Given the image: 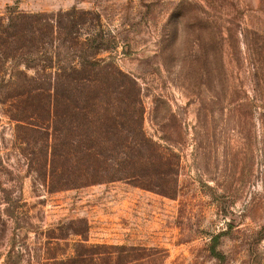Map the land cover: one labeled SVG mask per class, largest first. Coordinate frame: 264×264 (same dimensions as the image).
<instances>
[{"label":"rangeland","instance_id":"rangeland-1","mask_svg":"<svg viewBox=\"0 0 264 264\" xmlns=\"http://www.w3.org/2000/svg\"><path fill=\"white\" fill-rule=\"evenodd\" d=\"M28 15L38 53L0 39V264H264V0H0V30ZM88 60L105 181L49 192L11 110L52 135L57 70Z\"/></svg>","mask_w":264,"mask_h":264},{"label":"trees","instance_id":"trees-1","mask_svg":"<svg viewBox=\"0 0 264 264\" xmlns=\"http://www.w3.org/2000/svg\"><path fill=\"white\" fill-rule=\"evenodd\" d=\"M39 16H11L10 24L4 30H0L1 37L6 34L12 37L14 42L20 40L19 34L25 35L31 48H35L41 37L42 26L38 21ZM1 25H3L1 23ZM31 25V26H30ZM47 26L44 23L45 29ZM3 27V26H2ZM24 27V29H23ZM53 28V25H52ZM25 31V34L22 31ZM34 41V43H33ZM0 42H2L0 40ZM16 44V43H15ZM7 48L0 50V59L10 57ZM93 60L85 62L83 68L76 67L60 68L57 70L53 93L55 96V122H51L53 127L52 135L44 125L27 122L28 106L23 99L18 100L11 110V119L21 124L19 129L34 131L46 135L47 144H42L37 152L40 156L31 159L32 167L36 174V181L44 185L49 192L64 189L83 188L92 184L105 181L106 166L102 152L110 149L105 143V135L108 131L94 134L93 124L104 119L111 120L109 110L103 111V100L99 96H92V88L98 82L95 77V70L99 63ZM95 74V75H94ZM57 79V80H56ZM15 83L17 86H24L21 94L34 92L27 89L26 83ZM53 83L50 82V85ZM40 89V88H38ZM51 89V88H50ZM37 97L40 94L35 93ZM27 104V103H26ZM71 106V107H69ZM49 111V115H50ZM59 125V126H58ZM51 136L53 141H51ZM70 138V140H69ZM19 139L23 140L21 136ZM114 147V146H113ZM35 148V149H37ZM34 149V151H35ZM79 234V230H77ZM64 263V262H61ZM124 264V263H122Z\"/></svg>","mask_w":264,"mask_h":264}]
</instances>
